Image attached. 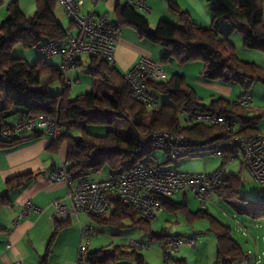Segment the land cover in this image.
<instances>
[{
    "label": "trees",
    "instance_id": "1",
    "mask_svg": "<svg viewBox=\"0 0 264 264\" xmlns=\"http://www.w3.org/2000/svg\"><path fill=\"white\" fill-rule=\"evenodd\" d=\"M208 1L217 2L211 10V25L208 28L194 24L173 0H167V4L177 14V23L161 20L152 28L149 21L129 4L117 7L115 22L121 27L133 28L142 38L163 42L162 63L171 58L179 64L201 61L204 67L202 75L206 80L246 83V87L254 81L264 83V68L240 59L228 39L233 32H239L245 48L264 53V0ZM56 4L57 0H35V13L26 16L13 1L8 5L9 16L0 23V147H11L43 134L40 130L28 135L2 134L5 127L14 125L25 116L43 114L56 117L62 134L56 141L51 140L49 147L57 150L62 143H66V172L72 182H78L86 179L92 170L107 168L109 172L116 169L129 171L143 159H150L154 163L151 154L155 147L149 146L145 140L146 133L152 130H180L187 145L198 151L205 147L210 150L217 142L231 139L233 135L258 134L255 127L249 125L250 120L237 122L240 127L232 134L223 126L191 123L181 116L179 111L185 106L192 111L210 112L237 121V117H241L246 109L239 106L236 100L223 97L202 102L181 73H174L164 81L147 82V90L159 100V104L149 108L132 97L128 82L115 66L96 56H91L87 69L88 74L95 78L91 92L71 97L70 87L63 85L61 91L50 93L49 86L53 82H63L62 72L43 56L30 65L13 56L12 50L19 44L38 48L46 40L66 36V28L54 14ZM159 95L167 100L160 101ZM15 112H21L20 118L12 124L5 123L4 114ZM254 121H257L256 118ZM92 125L109 126L110 129L104 134H94L88 131ZM227 157V154L222 156L221 166L226 163ZM15 182H10V187L21 184V178ZM241 185L240 172L234 174L225 170L219 197L230 204L237 200L239 205L235 208L242 214L252 218L264 217V204L239 197ZM157 200L160 208L171 212L181 211L190 223L203 218L207 220L208 231L218 243L215 264H235L246 255L232 237L231 228L209 210L200 208L191 212L184 201L177 203L163 196L157 197ZM112 208L102 217H90L99 224L115 225L130 218L133 224L151 233V237L159 240L161 245L167 238L179 236L165 230L153 232L151 222L138 218L131 208L119 201H115ZM62 224L64 222H56L52 237ZM122 256L135 264H148L137 248L132 246H111L90 251L86 264H118L117 261L124 259ZM42 264H46V258Z\"/></svg>",
    "mask_w": 264,
    "mask_h": 264
},
{
    "label": "built area",
    "instance_id": "2",
    "mask_svg": "<svg viewBox=\"0 0 264 264\" xmlns=\"http://www.w3.org/2000/svg\"><path fill=\"white\" fill-rule=\"evenodd\" d=\"M69 18L66 36L60 39H50L43 42L38 51L45 58L61 56L60 71L63 74V85L71 82L70 70L77 67L79 57L82 55L96 56L108 63L115 61V49L121 32V26L108 20L107 16L100 15L92 10L83 12V0H57ZM99 1L91 0L92 5ZM134 7L138 11L149 12L146 0H118ZM124 79L128 82L132 97L151 108L159 104L158 98L147 90L148 81L160 82L166 78L161 61H153L141 57L131 68L124 71ZM241 107H249L252 103L251 96L243 91L237 98ZM179 114L191 123L223 126L232 134L237 125L236 119L226 118L210 112L192 111L182 106ZM40 130L44 135L56 141L62 134L56 117L50 115H29L10 127H5L2 134H31ZM148 145L166 152L169 161L195 154L198 149L187 145L180 130L156 129L145 135ZM205 147L212 154L222 157L227 154L226 163L239 161L255 182L261 186L259 202L264 204V134L255 136L233 135L231 139L217 142L213 146ZM226 163L214 171L200 173L184 172L178 169H163L154 164L150 159L141 160L133 169L123 171L116 169L110 171L105 179L80 180L70 187L68 199L70 206L60 201L52 203V218L55 221L66 222L73 213L84 212L91 217H102L110 212L115 201L131 208L138 218L152 222L156 212L160 209L157 197H170L176 193H191L203 210L208 209L212 198L219 197V189L224 182ZM55 182H63L70 186L72 181L66 172V167L55 169L53 172ZM40 211L31 201L25 202L18 214L16 223L30 211ZM226 216V213H223ZM239 224L238 219H234ZM242 232H247L241 226ZM94 235L91 223H86L80 228V243L77 248L76 259L70 264H86L90 252V242ZM129 246L137 249L146 247L140 241L129 239ZM182 246L194 248V236H173L162 243L163 255L166 260L172 259ZM253 259L254 264H261V257L257 254L244 255L239 264H249ZM9 264H21L14 261Z\"/></svg>",
    "mask_w": 264,
    "mask_h": 264
},
{
    "label": "crops",
    "instance_id": "3",
    "mask_svg": "<svg viewBox=\"0 0 264 264\" xmlns=\"http://www.w3.org/2000/svg\"><path fill=\"white\" fill-rule=\"evenodd\" d=\"M13 1L17 3L21 12L26 16H32L35 13V0H0L1 22L9 16L8 5ZM173 1L182 11H185L189 15L191 21L194 24L203 28L210 27L211 10L216 5V1ZM125 4L126 3L124 1L105 0L99 1L95 5H92L91 0H83V6L81 10L83 12L92 10L100 15L107 16L108 20L115 22L118 17L117 7L123 6ZM146 4L150 11L139 12L147 14L148 17H144L149 21L151 27H153L154 24L157 26L161 20H167L172 23L178 22V16L168 7L167 0H146ZM60 8L62 7L60 6ZM228 39L234 45L236 54L240 59L253 62L264 68V53L258 50L245 48L242 43V38L240 39L237 36L233 37L232 34ZM164 49L165 45L163 42H152L140 37L133 28L129 26H123L121 27L119 39L116 44L115 61L114 63L109 64L111 66H115L117 70L123 74L124 71L131 68L141 57H147L153 61H160ZM61 60V56L49 57L46 59L48 63L52 64L59 70ZM170 60L176 61L175 59L171 58L167 62L169 63ZM90 61L91 56L82 55L79 57V63L77 67L70 70L69 72V78L71 79V82L68 86L70 89L73 83H82L84 84V92L82 93L91 92L95 83V78H93V76L87 72ZM194 62L197 61H193V63ZM55 63L57 64L55 65ZM176 63L178 62L176 61ZM191 64L192 62L185 64L178 63L176 67L172 65V68H165V66H163V69L166 73L165 79H168L174 73H181L184 75L186 81L192 86L196 95L201 99L202 102L204 101L202 96L198 94L197 87L203 89L205 96L210 97L209 101L218 97L235 101L243 91H247L251 96L252 103L245 109L241 117H237V122L242 123L244 121L250 120L249 125L255 127L256 133L264 134V116H262V113H264V96H258L255 93H250V91L246 89V83H236L238 86H240L239 88L234 87L233 85L219 84L216 82L210 83L207 81L197 80L194 78L195 76L192 75L190 70L192 66H195L198 71H201L203 63L201 62L200 65ZM84 65H86V67ZM1 107L2 104L0 99V109ZM20 116L21 112H15L11 115L4 114L3 120L5 123L12 124L16 122ZM254 118H256L257 121H254ZM239 127L240 124L237 123L235 129ZM50 142V137L42 134L37 138L23 141L11 147H0V264H9L14 261H20L21 264H42L44 258H46V264H70L76 259L77 248L80 243V228L82 225L91 223L94 228V234L100 233L102 236L106 234H111V236L119 235L118 232L109 227L112 225L117 227L122 226L124 225V221L126 219L129 220V224L137 227V225L133 224V221L130 218L121 220L119 225L109 223L99 224L93 221L92 218L86 213L78 212L73 213L68 221L64 222V224L59 227L56 234L52 237L56 222H60L55 221L52 218V203L54 201H60L61 203L70 206L67 195L69 193L70 187H72V185L76 182H72L70 186H67L63 182H55L53 180V172L55 169L61 168L62 166L66 167L67 145L64 142L58 147L57 150H53L49 147ZM234 163H237L238 170H241V172L245 171L249 174V172L242 167V164L239 161ZM204 171L208 170L205 169ZM236 173L239 172H235L234 174ZM108 174L109 170L104 173V176L101 179H105ZM20 178L22 181L21 184L10 187V182L15 184V180ZM176 194H180L181 200L179 202L184 201L186 205L188 204L186 196L189 193ZM168 198L171 199V196ZM213 198L221 199L220 197L218 198L215 196ZM213 198L208 203L207 209L211 214L213 213L210 210L209 205H211L213 202ZM27 201H31V203L35 207L39 208L40 211H30L27 215L23 216L18 221V223H16L19 211L22 205ZM187 208L189 211L195 212L194 210H191L188 205ZM112 210L110 209V212ZM158 211L161 213V215L159 214L160 216L158 218L163 216L172 217V212L164 207H161ZM97 225L100 227L97 228ZM191 225L192 226H189V229L185 228L175 232L165 231L171 235L185 237L190 235H188L187 231L191 230L193 234L190 236H193L197 230L192 231L194 229V223ZM205 229L208 231V225ZM128 242L129 241H106L105 243L100 244L102 245L100 249L110 248L111 246H123L125 248H129ZM254 243L255 246H257L256 241H254ZM210 245L212 247V254L205 260L204 263L201 264H215L216 262L218 243L217 241H210ZM197 246V240L196 246L194 248L182 246L176 255L177 259H173V261L176 262V264H190L192 262H196V257L190 254V251H185L184 254H181V252L183 248L187 250H193L196 249ZM98 249L99 247L97 246L90 251H95ZM245 253L248 254L247 251ZM143 259L145 261L144 256ZM251 261L253 262V259L250 260L249 264ZM235 264H237V262Z\"/></svg>",
    "mask_w": 264,
    "mask_h": 264
},
{
    "label": "rangeland",
    "instance_id": "4",
    "mask_svg": "<svg viewBox=\"0 0 264 264\" xmlns=\"http://www.w3.org/2000/svg\"><path fill=\"white\" fill-rule=\"evenodd\" d=\"M139 13L142 16H147V14L143 12H139ZM55 14L57 16L56 18L60 21V23L64 27H67L68 24L70 23L69 18L67 14L63 11V9L60 8L58 3L55 6ZM155 26L156 25L154 24L153 27ZM232 35L233 37L237 36L241 39L239 32H233ZM12 54L13 56L17 58L23 59L30 65L33 64L37 58L41 57V54L39 53L37 47H25L20 44L16 45L13 48ZM46 59L47 58H45V60ZM56 64L57 63H55V65ZM198 64L200 65L201 62L200 61H197L194 63L192 62L191 65H198ZM172 65L176 67L178 63H176V61H173V60H170L169 63L168 62L163 63V66H165V68L171 67ZM84 66L86 67V65ZM203 70H204L203 67H201V71L200 70L198 71V69L195 68V66H192L190 72L192 73L193 76H195L194 78L197 80L207 81L210 83L216 82L219 84L233 85L234 87L240 88V86H238L236 82L226 83L222 81L206 80L202 75ZM83 86L84 84L82 83H79V84L73 83L71 85V89L69 88L70 96L75 97L78 94L84 92ZM62 88H63V83L60 80H57L49 86V92L55 94L61 91ZM197 88H198V94L202 96L204 103H208L210 97L205 96V94L203 93V89H200V87H197ZM246 89H248L250 93H255L258 96L259 95L264 96V83L254 81ZM158 97L160 98V101L167 100V98L164 96L159 95ZM109 129H110L109 126H93L92 125L88 127L89 132L94 133V134H99V135L104 134ZM201 149L202 150L198 151L195 154L180 157L176 159L175 161H169L167 158V155L165 154L163 150L158 149V148H153L151 158L154 161V163L160 168L178 169L184 172L200 173V172H203L205 169H207L208 171H214L215 169L221 166L222 157L212 154L209 150L205 148H201ZM227 164L228 163H226V165ZM237 167H238L237 163L233 162V164L229 163L225 167V170L226 172H229V173H235V172L241 173L242 185H241L239 197L246 198L249 201L259 202V199L261 197V186L257 182L252 180L251 176L247 172L245 171L241 172V170H238ZM106 171H107V168H104L100 171L92 170L90 171L86 179L99 180L104 176V173ZM186 198L188 202L187 205L191 210L196 211L197 209H200V204L197 201V199L193 196V194L191 193L187 194ZM171 199L175 202H179L181 200L180 194L172 195ZM237 205H239V202L237 200L234 201L233 204H230L227 201H224V199L213 198V202L209 206L214 216L218 220H220L223 224L231 228L232 237L238 242L242 250L244 252L247 251V253H249L250 251V253L252 254L260 255V257L262 258L261 264H264V217L252 218L248 214H242L238 211L237 208H235ZM164 213L166 214L165 211ZM223 213H226V216ZM159 214L161 215L159 211L156 212L157 218L151 223V228L155 232L160 233L162 230H166L168 232H175V231L183 230L185 228L189 229V226H192L191 224H193V223L190 224L187 217L181 211L172 212L171 213L172 217L163 216L161 218H158L160 216ZM234 219H238L239 224L235 223ZM129 223H130L129 220L126 219L124 221V225L122 226L117 227V226L112 225L109 227V228L114 229L116 232H118L119 235L111 236V234H108V235L106 234L102 236V234L100 233L94 234L91 239L89 249L93 250L97 246L100 249L102 246L100 244H103L106 241H129V239H132V240L140 241L146 244V247L137 249L144 256L146 263L148 264H176V262H174L173 259H170V260L165 259L160 241L152 238L151 233L143 231L138 226L136 227ZM207 225H208L207 220L204 218L198 219L197 221L194 222V229L192 231L197 230V232L195 231L193 236L196 238L198 246L196 249H193V250H187L183 248L181 252V254H184L185 251H190V254L196 257V262H192L190 264L204 263L205 260L212 254V247L210 245V241H217V240L209 231L205 229ZM241 226L246 227L247 232H242ZM98 227L100 226L97 225V228ZM187 232H188V235L193 234L191 230ZM254 241H256L257 246H255ZM130 250L131 249H129L128 251ZM176 255L173 256L174 259H177ZM123 258L124 259L117 261L118 264H135V262L133 260L132 261L129 260V258L125 256ZM250 264H254V263L251 261Z\"/></svg>",
    "mask_w": 264,
    "mask_h": 264
}]
</instances>
